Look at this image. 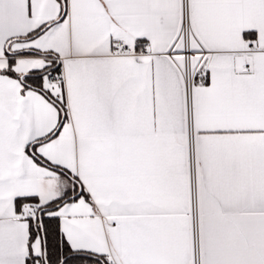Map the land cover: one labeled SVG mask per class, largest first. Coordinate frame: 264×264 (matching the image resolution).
<instances>
[{
	"label": "snow or ice",
	"instance_id": "obj_1",
	"mask_svg": "<svg viewBox=\"0 0 264 264\" xmlns=\"http://www.w3.org/2000/svg\"><path fill=\"white\" fill-rule=\"evenodd\" d=\"M0 264H264V0H0Z\"/></svg>",
	"mask_w": 264,
	"mask_h": 264
}]
</instances>
